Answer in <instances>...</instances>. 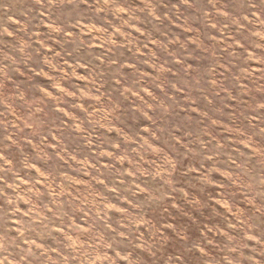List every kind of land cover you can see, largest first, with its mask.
<instances>
[{
  "label": "rangeland",
  "instance_id": "374dc122",
  "mask_svg": "<svg viewBox=\"0 0 264 264\" xmlns=\"http://www.w3.org/2000/svg\"><path fill=\"white\" fill-rule=\"evenodd\" d=\"M0 264H264V0H0Z\"/></svg>",
  "mask_w": 264,
  "mask_h": 264
}]
</instances>
